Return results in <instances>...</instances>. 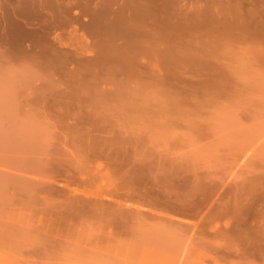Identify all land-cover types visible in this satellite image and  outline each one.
<instances>
[{"label": "rangeland", "instance_id": "1", "mask_svg": "<svg viewBox=\"0 0 264 264\" xmlns=\"http://www.w3.org/2000/svg\"><path fill=\"white\" fill-rule=\"evenodd\" d=\"M2 1L0 264H264V0Z\"/></svg>", "mask_w": 264, "mask_h": 264}, {"label": "bare ground", "instance_id": "2", "mask_svg": "<svg viewBox=\"0 0 264 264\" xmlns=\"http://www.w3.org/2000/svg\"><path fill=\"white\" fill-rule=\"evenodd\" d=\"M5 1H9V0H5ZM29 1H30V0H29ZM29 1H28V2H29ZM34 1H36V0H34ZM45 1H46V0H45ZM50 1H51V0H48V1H46V2H47V3H46V2H43V0H42V2H43L42 4H44V3L48 4ZM57 1H58V0H57ZM100 1H101V0H100ZM113 1H114V0H113ZM123 1H125V0H123ZM123 1H122V2H123ZM127 1H128V0H127ZM131 1H132V0H131ZM131 1H128V2L130 3ZM133 1H136V0H133ZM181 1H183V0H181ZM190 1H191V0H190ZM192 1H193V0H192ZM195 1H196V0H194L193 2H195ZM200 1L202 2V0H200ZM208 1H209V0H208ZM227 1H228V0H227ZM227 1H226V2H227ZM10 2H11V1H10ZM31 2H33V0H32ZM38 2H39V3H38ZM101 2H103V1H101ZM117 2H119V0H118V1L115 0L114 3L118 4ZM125 2H126V1H125ZM140 2H141V1H139V3H140ZM193 2H192V4H193ZM197 2L200 3L199 0H198ZM197 2H196V5H197ZM210 2H211V1H210ZM219 2H222V0H221V1L219 0ZM238 2L240 3V1H238ZM2 3H4L5 6L7 5V4L4 2V0L2 1ZM8 3H9V2H8ZM37 3H38L39 5H41V0H40V1L38 0ZM51 3H52V2H50V4H51ZM54 3H55V4H54ZM108 3H109V2H108ZM133 3H134V2H133ZM133 3H132V4H133ZM135 3H137V6H139V8H140V4H141V3H140L139 5H138V2H137V1H136ZM190 3H191V2H190ZM32 4H36V2H34V3H32ZM61 4H62V3H61V1L59 0V4H58V5H61ZM122 4H124V2H123ZM0 5H3V4H0ZM48 5H49V4H48ZM54 5H56V7H57L56 1L54 2V0H53L52 6H54ZM135 5H136V4H135ZM194 5H195V4H194ZM41 6H42V5H41ZM113 6H114V5L112 4V8H113ZM137 6H136V7H137ZM7 7H8V6H7ZM11 7H12V5H11ZM13 7H14V6H13ZM58 7H59V6H58ZM14 8H15V7H14ZM190 8H191V6H190ZM1 9H3V7H2ZM4 9H6V8L4 7ZM10 10L13 11L11 8H10V9L8 8V12H11ZM198 10H199V9H198ZM198 10H197V11H198ZM14 11H15V9H14ZM140 11H141V10H140ZM194 11H196V10H194ZM197 11H196V12H197ZM6 12H7V10H6ZM17 12H18V11H17ZM19 12H20V11H19ZM136 12H137V11H136ZM191 12L194 13L192 9H191ZM198 13H199V12H198ZM198 13H196V14H198ZM56 14H57V13H56ZM125 14H126V13H125ZM129 14H130V13H129ZM16 15H17L16 12H15L13 15L11 14V16H16ZM1 16L4 17V15H1ZM18 16H19V14H18ZM126 16H127V15H126ZM130 53H131V52H130ZM177 53H178V52H177ZM179 54H180V53H179ZM179 54H178V56H179ZM182 54H183V53H182ZM124 55H125V54H124ZM124 55H121V56H124ZM174 55H176V54H173V56H174ZM187 55H188V54H187ZM185 56H186V55H185ZM124 57H125V56H124ZM127 57H128V56H127ZM174 57H175V56H174ZM176 57H177V56H176ZM183 57H184V56H183ZM188 59H189V58H188ZM128 71H129V70H128ZM132 74H133V73H132ZM129 76H130V75H129ZM132 76H134V75H132Z\"/></svg>", "mask_w": 264, "mask_h": 264}]
</instances>
